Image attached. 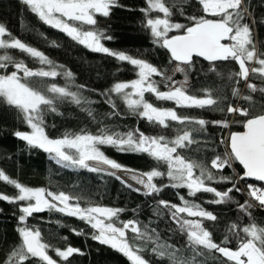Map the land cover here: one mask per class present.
Wrapping results in <instances>:
<instances>
[{
	"label": "snow or ice",
	"instance_id": "1",
	"mask_svg": "<svg viewBox=\"0 0 264 264\" xmlns=\"http://www.w3.org/2000/svg\"><path fill=\"white\" fill-rule=\"evenodd\" d=\"M45 25L57 29L89 51L127 62L136 70V79L117 81L111 88L99 93L111 107L109 115H120L113 95L127 106L128 110L150 124L167 129L172 123L178 126L173 138L165 135H148L139 128L121 132L101 128L96 134L81 131L65 133L52 138L46 132L44 116L47 112L58 113V106L64 102L76 105L91 104L83 92L85 85H76L72 90L74 73L64 65L57 64L43 51L14 36L4 23H0V100L14 109L30 131H15L13 135L24 141L29 148L42 149L49 158L63 168L87 170L113 177L129 190L150 197H158L168 187L187 189L189 197L198 193L211 194L212 199L204 201L210 205L234 204L238 211L249 218L241 226L237 221L227 224L224 238L217 243L213 232L205 222H217L218 215L201 203L178 195L180 203L154 199L153 214L160 218L167 215L175 225V231L185 238L180 247L162 239L155 227L142 225L138 219L120 220L122 208L86 203L83 194L52 190L45 187H29L11 178L0 169V181L12 185L17 194H0V200L16 204L20 215L16 231L19 243L10 248L0 264H71L73 256L85 255L78 247L66 245L55 247L41 235L40 228L28 223L29 217L44 211H56L68 217L84 221L93 230L91 239L109 246L123 254L131 264H151L145 258L147 245L151 253L168 264H207L205 254H219L222 264H264V226L256 222L254 209L264 210V187L247 183L249 179L264 182V105L261 111L252 114L250 107H257L251 94L241 97L247 107L233 104L220 90L204 88L200 94L190 93L188 73L196 66L197 58L208 62L209 72L221 73L216 62L235 61L238 71L229 74L235 84L246 82L250 93L264 94V87L251 83L250 77L264 82V51L258 49L256 26L264 19H256L251 0H195L190 7L198 6L199 13L186 14L189 0H145L140 8L144 15L142 26L149 31L152 42L166 49L169 64H175V73H184L182 82L167 74V69L158 67L144 58L143 53L129 54L113 50L104 41L113 40L106 30L98 29L97 17H110L115 8L124 7L119 0H21ZM156 15H153V14ZM162 14V15H160ZM184 18L186 23L173 20L174 15ZM169 33H175L169 35ZM43 35V34H42ZM53 46L55 42H52ZM8 50H18L40 65L30 68L24 60H17ZM11 67L12 71H8ZM62 77L66 83L46 84V80ZM155 77H160L157 81ZM161 83L167 90H161ZM95 91V90H93ZM152 94L157 101L174 102L178 108L208 109L232 117V124L242 123L244 131L230 132L220 142L226 144L225 151L214 155L210 163L194 159L186 153L199 150L200 136L211 124L227 129L231 126L225 117L206 120L200 117L178 114L174 108L157 107L145 98ZM240 90L233 87L232 97H238ZM88 115L95 119L89 109ZM110 146L121 153H142L167 165L166 172L156 168L149 171L135 169L110 158L101 150ZM238 162L243 173L236 177L223 174L225 168H233ZM233 171H235L233 169ZM167 177L168 183L158 185L156 178ZM240 181H245L239 186ZM231 184L223 190L213 185ZM233 193L244 194L247 199L240 203ZM2 211V209H0ZM135 211V210H133ZM76 235L83 230L72 229ZM131 233V236L129 235ZM230 237L237 240L235 248L229 247ZM67 240V237H64ZM54 252L59 260L49 252ZM185 251L191 255L186 256ZM198 257L205 258L198 260Z\"/></svg>",
	"mask_w": 264,
	"mask_h": 264
},
{
	"label": "trees",
	"instance_id": "2",
	"mask_svg": "<svg viewBox=\"0 0 264 264\" xmlns=\"http://www.w3.org/2000/svg\"><path fill=\"white\" fill-rule=\"evenodd\" d=\"M124 7L115 8L110 17H97V28L106 30L113 36V40L104 41L105 46L113 50H123L132 55L143 53L144 58L148 59L154 65L167 69V74L172 73L175 64H169V54L166 49L153 44L152 37L142 26L144 15L140 8L145 7V0H119ZM195 0H189V5H185L186 14L193 11L199 13V8L190 7ZM252 8L255 10L256 19H264V0H251ZM153 15H156L155 13ZM162 15V14H160ZM174 21L186 23L183 17L173 16ZM0 23H4L11 33L20 38L23 42L43 51L57 64L64 65L70 69L75 76L72 82V90H76V85H85L86 91L83 95L91 101V104L76 105L70 102L59 104L58 113L47 112L44 116L46 123V132L52 138L62 137L65 133H79L82 130L96 134L101 128H108L121 132L139 128L148 135H165L173 138L178 130V126L172 123L169 128L164 129L158 125L150 124L145 119L132 114L127 106L118 97L113 95L116 101L120 115H109L112 112L111 107L105 102V98L99 93L117 81H130L136 79V70L127 62H119L115 58L89 51L82 45H79L63 32L45 25L38 17L33 14L21 0H0ZM43 34V35H42ZM175 33H169L174 35ZM256 42L258 49L264 51V24L256 26ZM55 42L53 46L52 42ZM17 60H24L30 68L40 67L26 54L18 50H8ZM3 50H0L2 54ZM217 69L221 73L209 72L208 62L202 58H197L195 68L188 73V89L192 94H200V90L210 88L220 90L227 96L233 104L249 106L248 102L241 97L251 94L253 102L257 107H250L252 114H258L264 105V94L260 92L250 93L246 87V82L241 81L238 85L234 79H228L229 74L238 71V65L235 61L216 62ZM13 69L9 67L8 71ZM173 75V74H172ZM157 81L160 77H155ZM173 79L184 80V73H175ZM251 83L257 87H264V82L250 77ZM46 84L56 83L64 86L66 81L62 77L55 80H46ZM161 90H167L161 83ZM238 88L240 95L232 97V88ZM95 90V91H93ZM145 98L157 107L174 108L178 114L190 115L204 118L206 120H218L227 118L231 126L227 129L209 125L207 131L200 136L201 144L199 150L196 145L193 150L186 154L194 159H203L205 163H210L211 158L226 149V144L221 143V138H226L230 132L244 131L242 123L232 124L233 119L244 120V117L226 116V113L219 111H210L208 109H186L178 108L174 102L157 101L155 97L146 93ZM93 112L95 119L88 115V110ZM30 131L27 125L19 118L17 112L7 106L0 100V169H3L11 178L29 187H45L52 190H63L83 194L86 197L82 201V206L90 202L103 206L122 208L124 211L120 214V220L138 219L142 225L155 227L160 233L162 239L180 247L185 245V238L175 231V225L172 224L167 215L157 218L153 214L154 199H164L173 203H180L178 195L185 196L186 199L201 203L205 208L218 215L217 222H205V227L213 232L214 240L219 243L225 235V227L232 221H237L241 226L249 223V218L238 211L234 204L210 205L204 203L207 199H212L211 194L198 193L196 197H189L187 189L165 188L158 197L145 196L135 191L129 190L120 181L113 177L88 172L87 170H73L63 168L57 165L49 158V154L42 149L29 148L24 141L16 138L15 131ZM102 151L107 156L126 166L149 171L154 168L166 172L167 165L158 162L150 156L142 153H121L110 146H102ZM233 169L235 171H233ZM239 165L234 162L233 168H225L224 175L236 177V174L242 175ZM158 185L167 184V177L156 178ZM258 186L264 187V184L247 181ZM245 181H240L239 186H243ZM223 190L231 187V184L213 185ZM0 194L14 196L17 190L6 182L0 181ZM236 200L243 203L247 199L244 194L233 193ZM0 262L6 258L10 248L19 243V236L16 231L17 217L20 215L18 206L0 200ZM135 210V211H133ZM253 216L258 224L264 226V210L254 209ZM28 223L41 230L44 239L55 247L64 248L66 245L81 248L85 255L73 256L71 264H131L127 257L106 245H101L91 239L93 231L89 225L74 217H68L56 211H44L33 214L29 217ZM83 230L84 235H76L72 229ZM131 236V233H129ZM67 237V240L64 239ZM237 240L230 237L229 247L235 248ZM145 252V258L150 259L151 264H168V261H161L155 257L148 244ZM54 259L59 260L54 252H49ZM186 256L191 255L190 251H185ZM207 264H222V258L219 254L211 256L205 254ZM198 260L205 258L198 257Z\"/></svg>",
	"mask_w": 264,
	"mask_h": 264
},
{
	"label": "water",
	"instance_id": "3",
	"mask_svg": "<svg viewBox=\"0 0 264 264\" xmlns=\"http://www.w3.org/2000/svg\"><path fill=\"white\" fill-rule=\"evenodd\" d=\"M244 130H245V129H244ZM236 163L239 165V167L241 168V170H242V172H243V168H242V166H241L238 162H236ZM249 181H253V182H256V183L264 184V182L254 181V180H251V179H249Z\"/></svg>",
	"mask_w": 264,
	"mask_h": 264
},
{
	"label": "rangeland",
	"instance_id": "4",
	"mask_svg": "<svg viewBox=\"0 0 264 264\" xmlns=\"http://www.w3.org/2000/svg\"><path fill=\"white\" fill-rule=\"evenodd\" d=\"M14 70V69H13ZM173 74V72L171 73V74H169V75H172ZM178 81H180V82H182L183 80H178ZM189 83V82H188ZM188 83H187V86H188Z\"/></svg>",
	"mask_w": 264,
	"mask_h": 264
}]
</instances>
